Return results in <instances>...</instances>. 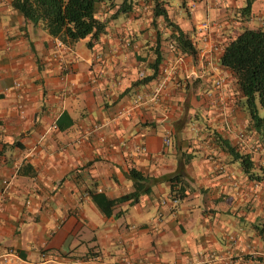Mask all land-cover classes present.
Instances as JSON below:
<instances>
[{
	"label": "crops",
	"instance_id": "crops-1",
	"mask_svg": "<svg viewBox=\"0 0 264 264\" xmlns=\"http://www.w3.org/2000/svg\"><path fill=\"white\" fill-rule=\"evenodd\" d=\"M109 1L97 11L106 32L85 46L58 44L0 0V251L13 247L32 264H264V137L230 69L199 51L203 21L223 45L264 26V0L242 20L234 12L245 0H171L196 52L181 51L168 74L178 51L166 42L160 73L147 81L139 71L150 73L151 5L120 11V0ZM240 129L246 145L232 152ZM237 153L251 155L249 171ZM131 167L146 185L105 213L106 199L133 189Z\"/></svg>",
	"mask_w": 264,
	"mask_h": 264
},
{
	"label": "trees",
	"instance_id": "trees-1",
	"mask_svg": "<svg viewBox=\"0 0 264 264\" xmlns=\"http://www.w3.org/2000/svg\"><path fill=\"white\" fill-rule=\"evenodd\" d=\"M102 0H10V5L20 13L26 22L41 26L48 34L58 37L64 43H74L88 37L87 45L91 46L100 35L106 32L107 20L98 16V4ZM114 1V0H113ZM150 3L152 11V29L156 37L143 43L145 53L151 55L152 60L146 65L150 73L140 80L147 81L157 77L164 59V45L166 42L180 51L195 53L196 46L188 34L179 26L173 17V4L171 0H145ZM253 0L245 3L234 12L239 20L249 18ZM138 0H120L118 10L127 11ZM111 0L109 5H111ZM185 1L181 0L185 7ZM159 19L170 28L167 36L162 37L163 26ZM143 56L141 59H145ZM221 64L233 73L237 87L244 97L246 112L250 123L264 137V26L243 27L236 35L223 44V51L219 58ZM239 150L236 145L229 146ZM242 167L249 171L253 166V159L249 153H237ZM128 176L133 181V189L118 197L106 199L107 204L102 205L107 212L110 204L122 200L138 198L139 191L146 185V175L135 167L129 168ZM172 179V178H171ZM171 190H174L171 185ZM181 195L180 192L174 194Z\"/></svg>",
	"mask_w": 264,
	"mask_h": 264
},
{
	"label": "built area",
	"instance_id": "built-area-1",
	"mask_svg": "<svg viewBox=\"0 0 264 264\" xmlns=\"http://www.w3.org/2000/svg\"><path fill=\"white\" fill-rule=\"evenodd\" d=\"M211 26H212V22H210V20H205L201 23V25L199 26L200 30H201V47L199 49L200 54L205 58H207L208 62H212L214 59V56L217 55L218 58H220V55L223 51V45L220 44L219 41H217L212 33H211ZM58 44H62V41L60 39H58ZM170 47L173 50H177L178 53L175 55L174 59L172 60L171 63H169L166 66V70L168 71V74H171L172 71H174L177 66L179 64H181L184 60V55L181 51H179L176 46L170 44ZM165 70V72H166ZM145 75V71L144 70H140L139 71V76H144ZM166 75V74H165ZM167 80L166 77H164L162 80H159L153 90V94L152 96H157V94L160 93V90L162 89V87L164 86L165 81ZM223 83V79L222 77H218L216 80V84L217 85H222ZM143 94L142 93H136L134 95V97L132 98V104H137L139 103L142 99H143ZM20 108L22 107V104L18 105ZM128 110V107H122L118 110L117 115H123L126 111ZM229 127V125H228ZM246 132L243 129H240L236 132V146L237 147H244L246 145ZM164 141H168V137H164ZM137 149L140 151H145L146 150V146L144 144H137ZM4 187L6 188L9 180L4 178L2 180ZM176 199V198H175ZM211 257V255H210ZM9 263H13V264H32V262L30 260L27 259H23L20 258L18 256V253L16 252V250L13 247H8L5 248L3 251H0V264H9Z\"/></svg>",
	"mask_w": 264,
	"mask_h": 264
},
{
	"label": "rangeland",
	"instance_id": "rangeland-1",
	"mask_svg": "<svg viewBox=\"0 0 264 264\" xmlns=\"http://www.w3.org/2000/svg\"><path fill=\"white\" fill-rule=\"evenodd\" d=\"M184 12H185V10H184ZM197 12H198V14L196 15V21H201V19H203L204 18V12L199 8V9H197ZM185 14V13H184ZM86 40H87V37L86 38H83V39H80V40H78V44H80V45H83V44H85V46H87V43H86Z\"/></svg>",
	"mask_w": 264,
	"mask_h": 264
}]
</instances>
